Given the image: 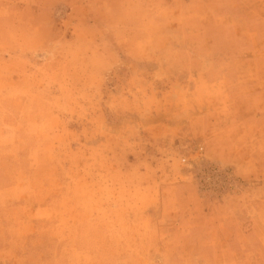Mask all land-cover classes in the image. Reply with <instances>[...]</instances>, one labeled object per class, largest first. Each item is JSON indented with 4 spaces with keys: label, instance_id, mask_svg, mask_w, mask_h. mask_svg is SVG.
Here are the masks:
<instances>
[{
    "label": "rangeland",
    "instance_id": "obj_1",
    "mask_svg": "<svg viewBox=\"0 0 264 264\" xmlns=\"http://www.w3.org/2000/svg\"><path fill=\"white\" fill-rule=\"evenodd\" d=\"M236 3L0 0V264H264L244 74L206 63L264 57V0Z\"/></svg>",
    "mask_w": 264,
    "mask_h": 264
},
{
    "label": "crops",
    "instance_id": "obj_2",
    "mask_svg": "<svg viewBox=\"0 0 264 264\" xmlns=\"http://www.w3.org/2000/svg\"><path fill=\"white\" fill-rule=\"evenodd\" d=\"M216 3V8L223 7V12L225 15L233 16L236 15L234 12L235 5L238 6L236 0H214V4ZM219 4V5H218ZM241 14V13H240ZM263 39H258L259 47L262 48ZM206 62V61H205ZM209 69L213 71H217L219 69L220 75L215 77L211 74V70L203 75H199L198 73L195 75L197 77L206 79L208 81H212V78L218 79H225V80H234L235 78L239 79L240 77L238 74V70H241L240 73L244 74L241 78L242 81V88L245 89L244 93L241 94L242 97L245 98V102H236L232 104L225 105L224 110L230 112V121H226L225 126L237 127L240 126L242 130H244L243 134L240 137L237 135L230 134V139L228 138V142L231 143H238L241 148V155L240 158H235L239 160L241 163L235 164V170L241 176H258L264 173V168L261 167V161L264 162V153L257 152V156L250 154L247 156L245 153L247 152L248 148L252 145H259L258 143L264 140V103L262 100L264 99V78L262 69H264V57L263 56H228L224 59L217 60L215 57L208 58ZM224 64L225 66L222 67L221 65ZM235 65H240L233 71V67ZM224 69L222 72H220ZM231 69V70H230ZM243 70V71H242ZM244 70L249 71V73H245ZM236 75V76H235ZM256 81L254 83L253 81ZM259 80L263 82V84L259 83ZM229 95L233 96L234 91L229 90ZM256 99V102H251ZM258 99V101H257ZM216 110V109H215ZM250 128L254 129L250 131ZM256 160L258 161L255 164ZM261 160V161H260ZM227 161L230 163L231 159L227 158ZM230 164H233L231 161ZM263 187L260 189L262 190ZM259 190V189H258ZM252 244V243H251ZM249 244V245H251ZM6 249L4 248L2 251L3 254L6 253Z\"/></svg>",
    "mask_w": 264,
    "mask_h": 264
}]
</instances>
